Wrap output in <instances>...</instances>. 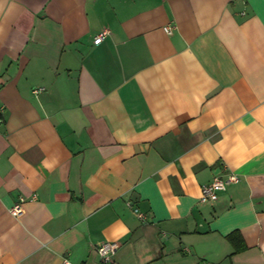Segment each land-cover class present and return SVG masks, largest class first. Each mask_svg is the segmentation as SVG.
Masks as SVG:
<instances>
[{
  "label": "crops",
  "instance_id": "obj_1",
  "mask_svg": "<svg viewBox=\"0 0 264 264\" xmlns=\"http://www.w3.org/2000/svg\"><path fill=\"white\" fill-rule=\"evenodd\" d=\"M64 259L264 264V0H0V264Z\"/></svg>",
  "mask_w": 264,
  "mask_h": 264
},
{
  "label": "built area",
  "instance_id": "obj_2",
  "mask_svg": "<svg viewBox=\"0 0 264 264\" xmlns=\"http://www.w3.org/2000/svg\"><path fill=\"white\" fill-rule=\"evenodd\" d=\"M108 32L106 30L102 31L100 34L97 35L95 38V43H100L103 39L104 36ZM38 91V90H36ZM239 180L238 175L236 174H229L228 176L222 178V177H216L214 178L213 182H211L208 185L203 186L202 188V197L205 199L209 200H216L218 197V191L226 189L227 185L232 183V182H237ZM10 212L14 216H20L23 213V207L21 202L15 203L11 208ZM138 216L143 218L144 215L140 212H138ZM117 249V244L116 243H111V242H104L102 243L97 251L98 254L103 261V263H112V254L115 253ZM61 264H72L68 259H64Z\"/></svg>",
  "mask_w": 264,
  "mask_h": 264
}]
</instances>
